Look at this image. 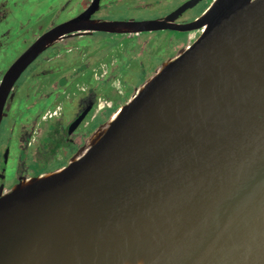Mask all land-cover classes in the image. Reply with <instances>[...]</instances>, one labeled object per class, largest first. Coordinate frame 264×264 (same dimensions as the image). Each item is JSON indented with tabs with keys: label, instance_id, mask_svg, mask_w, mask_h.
Returning a JSON list of instances; mask_svg holds the SVG:
<instances>
[{
	"label": "water",
	"instance_id": "obj_1",
	"mask_svg": "<svg viewBox=\"0 0 264 264\" xmlns=\"http://www.w3.org/2000/svg\"><path fill=\"white\" fill-rule=\"evenodd\" d=\"M100 0L39 35L10 87L73 33L168 28L93 18ZM203 28L63 168L0 188V264H264V0H214Z\"/></svg>",
	"mask_w": 264,
	"mask_h": 264
},
{
	"label": "flooded vegetation",
	"instance_id": "obj_2",
	"mask_svg": "<svg viewBox=\"0 0 264 264\" xmlns=\"http://www.w3.org/2000/svg\"><path fill=\"white\" fill-rule=\"evenodd\" d=\"M34 1L39 2L0 0V51L9 48L10 40L15 38L11 35L15 30L12 21L23 27L22 19L36 13ZM213 1L100 0L93 18L105 20L164 19L190 4L173 16L168 28L134 33H73L38 56L10 87L4 102L0 122V188L6 191L21 180L66 166L92 132L130 99L131 96L122 101L123 80L132 74L136 76L141 69L149 70L144 76L148 79L165 61L191 44L203 28L180 27L200 17ZM93 3L94 0H66L58 9L60 19L52 21L47 29L79 15ZM102 33L135 36L139 43L118 54L88 42ZM160 33L176 35L177 48L170 51L154 47ZM16 36L25 40V36ZM85 39L87 43L81 45ZM107 111L108 118H103Z\"/></svg>",
	"mask_w": 264,
	"mask_h": 264
},
{
	"label": "rangeland",
	"instance_id": "obj_3",
	"mask_svg": "<svg viewBox=\"0 0 264 264\" xmlns=\"http://www.w3.org/2000/svg\"><path fill=\"white\" fill-rule=\"evenodd\" d=\"M39 2H33L32 7L36 8V13L32 17H24V26L20 24L14 25L12 34L15 36L10 40L11 46L0 51V76L7 70V67L23 52L29 45L43 32L45 31L52 21H57L60 11L59 6H63L66 0H38ZM57 4V5H55ZM59 11V12H57ZM22 27L21 30L18 29ZM22 35L25 36V40L16 36ZM156 40L154 47H158L159 50L168 48L170 51H173L177 48L178 38L176 35H170L167 33H160L156 35ZM88 40H82L81 45H85ZM94 46H104L107 49L110 48L114 53L122 54L125 51V48L128 49L129 46H137L139 41L135 36L123 37V36H114L109 34H99L94 39L88 41ZM162 48V49H160ZM136 68V66H134ZM149 70L141 69L136 76L131 75L127 79L123 80L122 91L123 96H121L122 101L126 100L128 97H132L137 89L145 82V75H148ZM127 72V71H126ZM132 73V72H131ZM131 73H128L129 75ZM147 80V79H146ZM23 85L26 84L23 81ZM130 97V98H131ZM109 111L104 114L103 118H108Z\"/></svg>",
	"mask_w": 264,
	"mask_h": 264
}]
</instances>
